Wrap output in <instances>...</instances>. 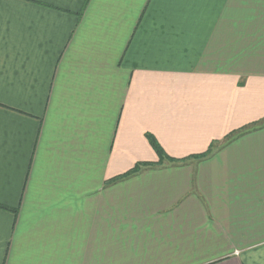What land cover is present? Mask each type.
I'll return each instance as SVG.
<instances>
[{
  "label": "crops",
  "instance_id": "0c3cea01",
  "mask_svg": "<svg viewBox=\"0 0 264 264\" xmlns=\"http://www.w3.org/2000/svg\"><path fill=\"white\" fill-rule=\"evenodd\" d=\"M0 264H264V0H0Z\"/></svg>",
  "mask_w": 264,
  "mask_h": 264
},
{
  "label": "trees",
  "instance_id": "16d2710c",
  "mask_svg": "<svg viewBox=\"0 0 264 264\" xmlns=\"http://www.w3.org/2000/svg\"><path fill=\"white\" fill-rule=\"evenodd\" d=\"M261 124H263V123H253V124L248 125V126H246L244 128H241V129H239L237 131H234V132L228 134L223 139V141L221 142V144H224V143L227 144L228 142L234 140L238 136L243 135V134H246V133H248V132H250L252 130H255L256 128L260 127ZM147 140H148L151 148L154 150V152L156 153V155H157V157L159 159V162L158 163L161 164L163 161L167 160V157L165 156V154L163 153V151L161 150V148L159 147V145L157 144V142L152 137H150V136H147ZM218 144H220V143H213L209 147L208 151L205 154L200 155V156H197L196 159L205 158L208 155H210L213 152L215 146H218ZM139 168L140 167L138 165L135 166V168L132 171H130L129 173L125 174V176L130 175L132 172H136Z\"/></svg>",
  "mask_w": 264,
  "mask_h": 264
}]
</instances>
